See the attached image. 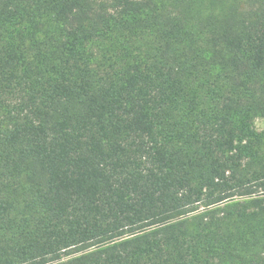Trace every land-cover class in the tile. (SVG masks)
<instances>
[{
  "label": "trees",
  "instance_id": "16d2710c",
  "mask_svg": "<svg viewBox=\"0 0 264 264\" xmlns=\"http://www.w3.org/2000/svg\"><path fill=\"white\" fill-rule=\"evenodd\" d=\"M264 0H0V264H264Z\"/></svg>",
  "mask_w": 264,
  "mask_h": 264
},
{
  "label": "rangeland",
  "instance_id": "374dc122",
  "mask_svg": "<svg viewBox=\"0 0 264 264\" xmlns=\"http://www.w3.org/2000/svg\"><path fill=\"white\" fill-rule=\"evenodd\" d=\"M256 126L258 129L263 130L264 129V118H258L256 121Z\"/></svg>",
  "mask_w": 264,
  "mask_h": 264
}]
</instances>
